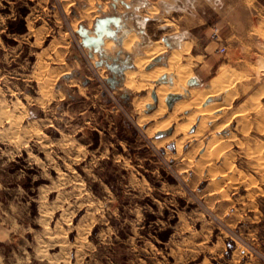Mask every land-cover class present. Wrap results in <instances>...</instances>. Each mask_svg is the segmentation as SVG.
<instances>
[{
    "label": "rangeland",
    "instance_id": "374dc122",
    "mask_svg": "<svg viewBox=\"0 0 264 264\" xmlns=\"http://www.w3.org/2000/svg\"><path fill=\"white\" fill-rule=\"evenodd\" d=\"M98 2L0 0V211L20 215L33 245L65 240L70 264H264V35L219 49L207 67L180 54L165 73L190 67L188 81L198 78L181 100L222 71L234 78L209 101L226 104L220 119L202 134L199 117L187 132L198 138L177 151L185 136L173 132L189 111L153 135L173 110L140 122L161 84L112 90L81 46L76 30L92 28ZM134 38L121 46L131 61L152 44Z\"/></svg>",
    "mask_w": 264,
    "mask_h": 264
},
{
    "label": "crops",
    "instance_id": "0c3cea01",
    "mask_svg": "<svg viewBox=\"0 0 264 264\" xmlns=\"http://www.w3.org/2000/svg\"><path fill=\"white\" fill-rule=\"evenodd\" d=\"M96 9L98 13L93 21L107 15H120L128 34L144 37L152 44L161 42L170 53L177 51L185 59L188 56L195 61L200 57L207 59L206 67L214 64L212 55L219 49L230 47L245 37L264 35V0H99ZM84 26L92 29L88 24ZM140 29H143V36L138 34ZM215 32L221 43L209 41ZM121 46L122 43H116V51L111 57L116 60L128 58L132 68L126 71L134 70L131 53ZM169 56L155 57L159 60L153 67L162 61L168 62ZM192 79L198 86V78ZM19 216L11 209L0 211V264H70L65 240L52 247L46 240L31 244L28 237H22L26 230ZM48 239L54 244V237ZM54 247L59 248V253L50 252Z\"/></svg>",
    "mask_w": 264,
    "mask_h": 264
},
{
    "label": "bare ground",
    "instance_id": "6f19581e",
    "mask_svg": "<svg viewBox=\"0 0 264 264\" xmlns=\"http://www.w3.org/2000/svg\"><path fill=\"white\" fill-rule=\"evenodd\" d=\"M134 36H135V34L130 32L124 38V40L122 41V47L124 49L129 50V49H131L130 47H133V43L135 40ZM158 44L156 43V44L147 45L144 48L141 55L140 54L136 55V57L134 59V66L136 68V71L135 70H128L125 72V80H124L125 88L131 89V90H137V92L140 90L141 91L146 90L147 92H149L150 90L153 89V83L161 75L167 73L170 69H173V67H175L174 65L179 61V56H180V53L177 51H173L171 53V55L169 56V59H168L169 68H165L163 66H155L153 68L151 67L152 68V69L150 68L151 70L147 69L146 66L149 65L151 60H155V57H157L160 54V51L163 49V48H161L162 46L160 47V45H158ZM111 47H112V40L106 39L104 41V46H103L104 50H106V52L110 51ZM180 60H181V58H180ZM154 64H155V61H154ZM188 64H190V63H188ZM188 66H190V65H188ZM145 67H146V70H148V71L144 70ZM189 68H187V67H180L179 68L178 67V69L174 73L173 79H170L171 80L170 83L161 84L154 89L156 98L158 100L157 108H156L155 112L150 117H146V116L143 117V119L140 120L141 123H143L149 119H156V118L162 116L166 112L165 98L167 97L168 94H179V95H181L182 87L185 85V83L189 79V75H190V69ZM218 74H217L218 77L216 79H214L213 81H211V90L201 91L198 88L190 89L188 91L185 99H183V100L180 99V101L178 100L174 104L173 110H172L170 116H168L169 118L167 120H165L164 122H162L158 125H155V129H154V132L152 134L154 135L156 133V136H157L160 133V131H163V130L169 128L171 126V124L173 122L177 121L178 118L180 116H182L185 111H189V113L185 116H182L184 119V121H183L184 123L177 125L174 129V132H173V137H175L179 134H184L185 137L183 140H180L179 142L176 143L175 149L177 151H181L184 148V144H185L187 139L196 141V139L198 138V134L187 135V132L189 130H191L190 128L194 127V125L198 121L199 117H200V119H199L200 121H199V124L197 127L198 133L199 132L202 134L206 133V131L208 130V128H207L208 125L206 126V123L209 120L210 121L212 120L214 122L218 118L220 119L219 116L218 117L216 116V115H218L217 112L224 111L225 109H227V106L224 103H222V104L217 103L214 105L210 104L209 103L210 99H212L213 97L218 95L220 92L227 91L229 84L232 82V80H234V78H232V75L227 74L226 71H222L221 73H218ZM222 82L223 83L226 82L228 85L222 84ZM149 93H148L147 97L143 100V105L142 104H140L141 106L139 105L141 110L144 107V104H149L152 102V99L150 98ZM219 145H221V144H219ZM201 147L203 148L204 146H201ZM198 152H199V150H198ZM201 156L202 155H200V157ZM206 164H204V165H206Z\"/></svg>",
    "mask_w": 264,
    "mask_h": 264
},
{
    "label": "water",
    "instance_id": "95a60500",
    "mask_svg": "<svg viewBox=\"0 0 264 264\" xmlns=\"http://www.w3.org/2000/svg\"><path fill=\"white\" fill-rule=\"evenodd\" d=\"M76 34L80 38L81 46L88 51L89 58H92L94 54L98 55L99 61L95 63V66H104L109 71L110 75L105 79V82L109 84L110 89L115 90L116 87H119V85L122 83L124 72L127 69H131L132 65L120 67L117 64L115 58L107 55L103 46L106 39H110L117 44H121L125 36L128 34V31L124 30L122 16L107 15L97 18L93 23L92 29H88L81 24L78 26ZM158 60L159 58L155 59L154 61L157 62ZM151 67V65H148L147 69H150ZM170 82V78H168L166 74H163L157 79L155 84H167ZM188 85H196L195 80H189ZM151 98L153 99L154 104L146 106L148 111L157 105V98L154 89L151 91ZM180 99L181 95L179 94H168L165 98V103L168 107V110H171L174 104ZM162 134L163 133H159L158 137H160Z\"/></svg>",
    "mask_w": 264,
    "mask_h": 264
},
{
    "label": "flooded vegetation",
    "instance_id": "af4514ba",
    "mask_svg": "<svg viewBox=\"0 0 264 264\" xmlns=\"http://www.w3.org/2000/svg\"><path fill=\"white\" fill-rule=\"evenodd\" d=\"M138 34H143V29H140L139 30V33ZM128 35V34H127ZM143 36V35H142ZM115 59H116V57H115ZM116 62H117V64L120 66V67H124V66H126V65H129V59L128 58H122V59H117L116 60ZM153 65H155V64H153ZM109 72V71H108ZM109 75H110V73H109Z\"/></svg>",
    "mask_w": 264,
    "mask_h": 264
},
{
    "label": "built area",
    "instance_id": "2783aa9c",
    "mask_svg": "<svg viewBox=\"0 0 264 264\" xmlns=\"http://www.w3.org/2000/svg\"><path fill=\"white\" fill-rule=\"evenodd\" d=\"M214 37L217 38V33L216 32L214 33Z\"/></svg>",
    "mask_w": 264,
    "mask_h": 264
},
{
    "label": "trees",
    "instance_id": "16d2710c",
    "mask_svg": "<svg viewBox=\"0 0 264 264\" xmlns=\"http://www.w3.org/2000/svg\"><path fill=\"white\" fill-rule=\"evenodd\" d=\"M24 31V29H20V31L19 32H23Z\"/></svg>",
    "mask_w": 264,
    "mask_h": 264
}]
</instances>
